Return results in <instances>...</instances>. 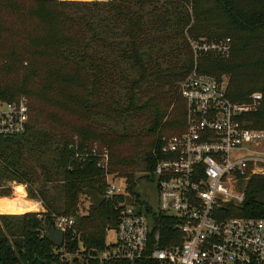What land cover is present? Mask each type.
Here are the masks:
<instances>
[{
	"label": "trees",
	"instance_id": "16d2710c",
	"mask_svg": "<svg viewBox=\"0 0 264 264\" xmlns=\"http://www.w3.org/2000/svg\"><path fill=\"white\" fill-rule=\"evenodd\" d=\"M226 39L229 56L195 57L190 45ZM194 67L225 81L234 104L260 93V106L243 119L264 130V0H0L2 91L8 101L27 97L30 107L25 133L0 137V198L15 188L46 210L29 213L37 207L31 203L26 214L0 215V264H161L98 257L119 204L148 205L137 184L155 182L164 139L186 131L180 87ZM95 144L109 150V171L128 196L81 214L86 189L106 197ZM229 207L225 217L264 218V175L253 176L244 202ZM56 215L75 219L61 248L46 233ZM156 221L162 247L169 236L182 241L174 218Z\"/></svg>",
	"mask_w": 264,
	"mask_h": 264
},
{
	"label": "built area",
	"instance_id": "2783aa9c",
	"mask_svg": "<svg viewBox=\"0 0 264 264\" xmlns=\"http://www.w3.org/2000/svg\"><path fill=\"white\" fill-rule=\"evenodd\" d=\"M191 45L195 57L227 56L232 41H191ZM180 94L186 102L187 127L184 133L164 139L163 157L154 172L156 200L148 205L119 204V221L112 230L115 240L107 242L98 258L103 262L264 264V218L224 216L230 203L238 207L245 200V193H233L225 180L264 166V130L250 127L243 119L260 106L262 95L253 94L250 104H234L227 97L225 81L196 70L181 83ZM29 121L28 100H6L0 73V137L23 135ZM102 162L98 167L106 171V160ZM106 177V198L128 196L124 181ZM159 215L175 219L182 241L169 236L170 245H160ZM54 222L64 232L75 225L69 217Z\"/></svg>",
	"mask_w": 264,
	"mask_h": 264
},
{
	"label": "rangeland",
	"instance_id": "374dc122",
	"mask_svg": "<svg viewBox=\"0 0 264 264\" xmlns=\"http://www.w3.org/2000/svg\"><path fill=\"white\" fill-rule=\"evenodd\" d=\"M70 1H79V2H96L97 1V2H99V1H105V0H70ZM191 41H194V40H191ZM191 41H190V45H191ZM191 47H192V45H191ZM230 54H231V52H230ZM229 55H227V56H229ZM195 68H197V67H194L193 71H195V70L197 71V69H195ZM22 97L23 96H21V98ZM23 98L27 99V97H23ZM75 141L78 142L77 138L75 139ZM91 150H93L94 155H97V158H96L97 159V166L99 165V163L103 164L102 161L106 160V166H108V168L106 169V174H107L106 176H108L110 179H113V177H115V176H113V174L110 173V171H109V168H110V166H109V162H110L109 150L105 147L98 145V144H95V146ZM78 156L83 157V155H81V154ZM85 157H86V155H85ZM142 175L143 174L138 173L137 178H141ZM262 175H264V166H261L259 170H248L243 175L236 174L235 176H233L232 180H225V184H227L229 189L235 194H239V193H243V192L245 193V188H246L249 180L253 176H262ZM239 179L243 181L242 185H239V183H238ZM116 180L119 181V183H121L120 182L121 179L116 178ZM24 189L26 191V188H24ZM137 191L141 195V199L143 201L155 202V200H156V184H153L152 181H146L144 179L140 180L137 184ZM24 199H26L27 201H25ZM28 201H32L35 204H37V208H38L36 210H34L35 208L32 209V212H29V213H37V214H43L44 213L45 207L43 206L41 201H35V200L28 199L27 198V192H26L25 198H22L21 196L17 197V196H15V188H14L12 196L0 198V215L26 214L30 210L29 205L31 204V202H28ZM90 206H91V204L89 202V198L86 195H82L81 196V210H80L81 214L86 213L89 210ZM56 216L59 217V215H56ZM114 240H115V233L111 230L108 233L107 242L110 243ZM68 258L71 260L74 257L68 256ZM75 258H78V260L81 261V258H79V257H75ZM80 263L82 264V262H80Z\"/></svg>",
	"mask_w": 264,
	"mask_h": 264
},
{
	"label": "water",
	"instance_id": "95a60500",
	"mask_svg": "<svg viewBox=\"0 0 264 264\" xmlns=\"http://www.w3.org/2000/svg\"><path fill=\"white\" fill-rule=\"evenodd\" d=\"M85 195L89 198L90 204L99 209L106 201V197L101 196L93 189H86ZM46 211L44 210V213ZM47 239L57 248H61L65 242V232L59 229L55 222H50L46 229Z\"/></svg>",
	"mask_w": 264,
	"mask_h": 264
},
{
	"label": "crops",
	"instance_id": "0c3cea01",
	"mask_svg": "<svg viewBox=\"0 0 264 264\" xmlns=\"http://www.w3.org/2000/svg\"><path fill=\"white\" fill-rule=\"evenodd\" d=\"M24 187V186H23ZM25 188V187H24ZM25 201H27L26 199H24ZM28 202H31V203H34V202H32V201H28ZM37 205V204H36ZM36 209H38L37 207L34 209V210H36Z\"/></svg>",
	"mask_w": 264,
	"mask_h": 264
}]
</instances>
